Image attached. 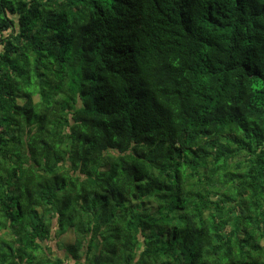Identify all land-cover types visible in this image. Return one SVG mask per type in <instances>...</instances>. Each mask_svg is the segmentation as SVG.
<instances>
[{"label":"trees","instance_id":"trees-1","mask_svg":"<svg viewBox=\"0 0 264 264\" xmlns=\"http://www.w3.org/2000/svg\"><path fill=\"white\" fill-rule=\"evenodd\" d=\"M0 264H264V0H0Z\"/></svg>","mask_w":264,"mask_h":264},{"label":"rangeland","instance_id":"rangeland-1","mask_svg":"<svg viewBox=\"0 0 264 264\" xmlns=\"http://www.w3.org/2000/svg\"><path fill=\"white\" fill-rule=\"evenodd\" d=\"M72 239H73V233L69 231L66 235L62 236L59 240H60V243L62 242L63 244H68L72 241ZM48 244L52 248V251L55 255H58V256L64 255V251L61 248H59V246L57 245L56 239L49 240Z\"/></svg>","mask_w":264,"mask_h":264}]
</instances>
